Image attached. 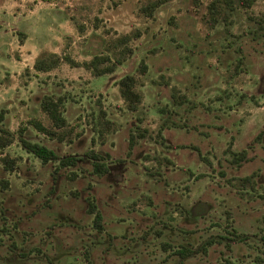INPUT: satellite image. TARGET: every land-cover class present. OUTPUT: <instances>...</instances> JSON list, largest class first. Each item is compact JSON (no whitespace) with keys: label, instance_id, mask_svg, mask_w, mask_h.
<instances>
[{"label":"rangeland","instance_id":"obj_1","mask_svg":"<svg viewBox=\"0 0 264 264\" xmlns=\"http://www.w3.org/2000/svg\"><path fill=\"white\" fill-rule=\"evenodd\" d=\"M153 1L0 0V109L15 133L0 150V264H264V135L256 139L264 128V0L212 28L210 0H158L146 15L141 8ZM123 34L131 54L111 73L92 76L65 61L33 69L41 53L113 60ZM125 74L141 94L135 111L119 95ZM43 95L65 97L63 142L28 124L49 125ZM19 128L81 159L58 169L41 163L18 144ZM229 146L248 160L233 164ZM89 149L106 155L105 175L91 173ZM4 155L15 159L13 170ZM180 246L192 254L181 260L173 253Z\"/></svg>","mask_w":264,"mask_h":264},{"label":"trees","instance_id":"obj_2","mask_svg":"<svg viewBox=\"0 0 264 264\" xmlns=\"http://www.w3.org/2000/svg\"><path fill=\"white\" fill-rule=\"evenodd\" d=\"M44 2H53L57 0H41ZM195 3L199 0H193ZM254 0H210L206 5V14L205 21L212 28L216 26L221 21L226 22L230 21L229 16L238 8H249L253 4ZM162 1L155 0L143 6L142 12L146 15L151 16L152 12L162 4ZM229 19V20H228ZM258 28L263 30L262 35H264V18H257ZM135 37H137L135 35ZM131 38H129L128 34L121 35L115 43L116 47H122L119 54L116 57L114 56L113 60L112 56L109 54L105 55H94L88 61L77 62L70 58L67 55L59 56L56 53H41L36 56L33 62V69L36 72H49L51 69L56 68L61 61L67 62L71 67L82 66L84 69L90 71L92 76H102L107 73H111L114 69L120 65L123 61L125 55L131 54V48L128 47V43ZM21 43L23 42L20 40ZM140 73H144L146 66L141 64ZM136 79L132 74H125L120 77L117 81V85L119 88V95L122 100L125 102L126 107L129 111H135L138 107V103L141 100V94L135 90ZM252 97V96H251ZM253 98V97H252ZM65 101L64 96H51V95H43L38 103L39 109L42 113L46 115L49 119V125H43L41 121L37 118H30L28 120V124L31 125L34 129H36L39 133H42L49 137L50 139H55L58 142H63L65 139V131L62 130L67 126V120L63 114V104ZM180 102V101H178ZM104 113V112H102ZM5 110L3 108L0 109V150L9 146L13 142V138L15 133L3 127V119H4ZM104 127L108 126L106 120L103 121ZM26 128H19L17 131V141L18 144L32 156L38 158L41 163H49V162H57L58 168H66V167H75L77 162L81 159L76 156H60L53 149L41 144L39 142H31L27 140L23 136V132ZM264 135V128L257 134L256 139L261 140ZM135 138L132 134L129 137V149H132L135 144ZM70 141V138H69ZM182 147H187L183 145ZM196 151L198 149L193 147ZM200 153V151H198ZM227 152L231 154V162L233 164L240 165L241 162L247 161V155L245 150H233L230 146L227 148ZM83 157L90 161L92 174L97 176L105 175L108 168V161L106 155H102L95 151L94 149L87 150ZM1 161L3 163L5 170H13L15 167V159H10L7 155L1 157ZM242 181L246 182L250 180V176H244L241 178ZM3 187L7 186V181H1ZM89 214H93V224L97 229H102L101 221L102 215L100 211L96 208V205L93 202H89V207L87 209ZM236 239L243 241V235L239 236L235 234ZM264 238V236H262ZM214 240H207L201 246L203 251H206V247L213 243ZM173 253L183 260L184 258L190 256L192 254V250L185 246H180L173 250ZM178 264H183L181 261ZM217 264H236L232 260H223Z\"/></svg>","mask_w":264,"mask_h":264},{"label":"crops","instance_id":"obj_3","mask_svg":"<svg viewBox=\"0 0 264 264\" xmlns=\"http://www.w3.org/2000/svg\"><path fill=\"white\" fill-rule=\"evenodd\" d=\"M0 65H1V63H0ZM1 103V102H0Z\"/></svg>","mask_w":264,"mask_h":264}]
</instances>
